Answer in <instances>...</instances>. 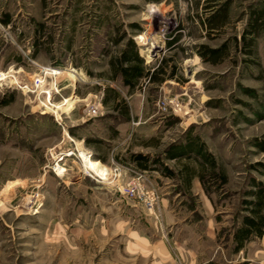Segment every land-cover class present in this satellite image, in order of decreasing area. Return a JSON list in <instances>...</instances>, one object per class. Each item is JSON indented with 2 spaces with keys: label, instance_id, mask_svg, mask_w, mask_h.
Here are the masks:
<instances>
[{
  "label": "rangeland",
  "instance_id": "374dc122",
  "mask_svg": "<svg viewBox=\"0 0 264 264\" xmlns=\"http://www.w3.org/2000/svg\"><path fill=\"white\" fill-rule=\"evenodd\" d=\"M256 13L258 34L246 35L254 42L246 54L242 34ZM222 15L226 24L210 31L207 19ZM120 35L134 41L148 68L166 61L165 75L172 68L175 80L165 76L164 85L132 91L119 85L110 60L125 42L112 43ZM200 44L224 45L227 56L204 61ZM45 68L76 71V79L57 75L51 103L82 100L67 111L48 109L43 90L53 76ZM2 73L10 76L0 82V264H142L147 258L125 250L120 233L144 224L150 232L158 227L178 262L156 210L168 171H198L220 211V233L252 213L248 191L257 182L264 187V150L257 146L264 142V0H0ZM41 76L44 89L34 85ZM106 87L118 92L116 107L102 104ZM196 147L199 156L190 151ZM67 148L77 157L65 159L58 177L52 157ZM134 153L156 171L145 172L146 189L156 193L151 209L106 180L107 166L143 170ZM204 153L213 164H202ZM172 188L170 195L179 191L174 205L192 193Z\"/></svg>",
  "mask_w": 264,
  "mask_h": 264
},
{
  "label": "crops",
  "instance_id": "0c3cea01",
  "mask_svg": "<svg viewBox=\"0 0 264 264\" xmlns=\"http://www.w3.org/2000/svg\"><path fill=\"white\" fill-rule=\"evenodd\" d=\"M4 24L6 23L4 22ZM170 80H175V77ZM165 81H167L166 78L158 83L142 79L138 85H145V83L164 85ZM119 85H123L121 81ZM85 150L87 151V149ZM191 153L193 152L186 154ZM187 155L175 154L173 157L184 159ZM141 169L156 172L149 168ZM197 172L196 170L193 173L190 170L184 174L181 172L178 176L172 171H168L167 175L161 177L162 180L165 179L162 181L164 192L161 194L156 210L161 217V229L169 226L178 252V262L172 257L164 242V237L158 234V227L156 235L155 232H150L147 224H144V227L135 226L131 229L122 227L124 232L121 231L120 234L127 238L124 244L125 250L130 251L132 256L135 254L140 258H147L142 259L146 264H264V234L262 236L251 235L240 246H237L233 236L236 228L232 226L224 233H220L221 224L217 219L220 211L216 210L214 201L204 191ZM176 184L185 185L192 193L182 195L178 200L179 205L175 204V206L173 202L179 191H175L174 196L169 193L173 191L171 187H175ZM117 228V230L121 229L120 226ZM104 231L107 233V229ZM149 256L151 258H148Z\"/></svg>",
  "mask_w": 264,
  "mask_h": 264
},
{
  "label": "trees",
  "instance_id": "16d2710c",
  "mask_svg": "<svg viewBox=\"0 0 264 264\" xmlns=\"http://www.w3.org/2000/svg\"><path fill=\"white\" fill-rule=\"evenodd\" d=\"M260 14L256 13L253 15L252 21L249 22V25L253 27H247L242 34V39L244 42L242 48L246 54L252 53V46L254 45L253 39L246 41V35L252 34L253 36H256L258 34V29L255 26L261 17ZM4 22L7 21L4 20ZM225 24L226 19L224 15H222L220 18L216 16L211 19H207V26L210 31L219 29ZM124 39L125 42L118 55L110 60V67L113 77L120 78L123 86L127 87L129 91L138 88V82L142 79H145L147 82L158 83L162 82L165 79V76L168 78L175 77L172 68L170 69V72L165 75V67L167 64L166 61L160 62L157 67L153 69L148 68L144 63V60L139 55L137 46L131 38H126L125 35H120L119 37L113 39L112 43L116 45ZM175 41L176 39L169 41L168 45L172 46ZM197 52L204 61L210 62L212 64L219 63L224 59V57L227 56L224 45L211 47L206 44H200L198 46ZM109 101L115 102L114 107H116L119 103V94L116 89L112 87L104 88L103 92L102 104L106 105ZM257 146L264 150V142L257 143ZM193 150L198 156L201 154L200 147H196L190 151ZM131 156L134 159L136 165L139 167L146 168L148 166L145 155H142L141 153H134ZM208 156L209 155L204 153V156L202 157L203 165L207 164L208 162L213 164V161L209 159ZM256 185L258 186L257 189L248 191L249 194L254 196L255 199L246 201V203L250 205V210L252 213L249 215H244L242 221L234 231L233 236L236 240L237 246H240L244 240L250 238L251 235L262 236L264 234V213L262 211L264 208V187L260 186L258 182Z\"/></svg>",
  "mask_w": 264,
  "mask_h": 264
},
{
  "label": "built area",
  "instance_id": "2783aa9c",
  "mask_svg": "<svg viewBox=\"0 0 264 264\" xmlns=\"http://www.w3.org/2000/svg\"><path fill=\"white\" fill-rule=\"evenodd\" d=\"M39 79H40L39 77H36L34 79L35 86H39V83H40ZM54 92H57V91H54ZM96 111H97L96 108H92L93 114H95ZM57 154L55 155V157L52 158L54 161H53V164L49 168L52 169L53 173L55 174V171L53 169L54 166L57 164H60V166H63L65 169L61 172L60 175H56L58 177H61L64 175L66 171V167L64 165L65 159L69 157H73V156L77 157V155L64 156L63 154H60V155H57ZM107 167H109V174L106 180H107V183L110 184L114 190L118 191L119 194L126 195L125 197H128V198L130 197L132 199L137 198V199L142 200L145 207L148 209H151L154 206L156 193L154 189H146L147 182L148 184L150 183V181L148 180V177L145 175L146 170H137L135 167L123 166V165H116L113 167L107 166ZM129 172L134 173V175L130 177V180H126L125 178L127 177V174ZM87 174L92 177L91 173H87Z\"/></svg>",
  "mask_w": 264,
  "mask_h": 264
},
{
  "label": "bare ground",
  "instance_id": "6f19581e",
  "mask_svg": "<svg viewBox=\"0 0 264 264\" xmlns=\"http://www.w3.org/2000/svg\"><path fill=\"white\" fill-rule=\"evenodd\" d=\"M141 44V43H140ZM44 74H49V75H52L53 76V80L52 82L50 83V87H48L46 90L44 89V84H45V80H44V77L41 76L39 77L40 79V83L39 85L41 86V89H44L43 91L47 94L46 97L48 99V103H45L46 107L48 109H51V108H55L53 109L54 112H57V110H61L62 112L63 111H67V110H70L72 107H73V104L77 101H81L79 100L77 97H73L72 99L70 100H63L61 103H57V104H53L51 103L50 101V98H51V95H52V91H57L58 92V88H57V84L58 82H60V79L59 76L57 75H67L68 77L72 78V79H76V75H75V72H72V71H60V70H55V69H46L45 68V71H44ZM7 76L9 77V73H2L0 74V82L2 80H5L7 78ZM49 77V76H48ZM4 82V81H3ZM19 82V81H18ZM17 82V83H18ZM71 82V81H70ZM47 83V82H46ZM40 93V92H39ZM44 93V94H45ZM84 101V100H83ZM40 105V104H39ZM46 109V108H45ZM181 109V108H180ZM66 113V112H65ZM186 113V112H185ZM63 149V148H62ZM60 154H63L64 156H71L73 155V152H71V148H67L66 150L64 151H59L57 155H60ZM55 157V156H54ZM53 158V157H52ZM63 159V158H62ZM54 161V160H53ZM51 163V162H50ZM62 167V168H61ZM54 171L57 173V175H60L61 172L65 169L63 166H60V164H57L54 166ZM52 170V169H51ZM31 196H28L27 197V200H26V203H31L32 200L30 199ZM32 198V197H31Z\"/></svg>",
  "mask_w": 264,
  "mask_h": 264
}]
</instances>
